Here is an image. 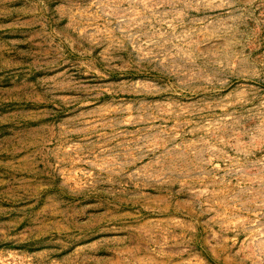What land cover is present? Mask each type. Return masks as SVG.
Listing matches in <instances>:
<instances>
[{
    "label": "rangeland",
    "instance_id": "1",
    "mask_svg": "<svg viewBox=\"0 0 264 264\" xmlns=\"http://www.w3.org/2000/svg\"><path fill=\"white\" fill-rule=\"evenodd\" d=\"M0 264H264V0H0Z\"/></svg>",
    "mask_w": 264,
    "mask_h": 264
}]
</instances>
